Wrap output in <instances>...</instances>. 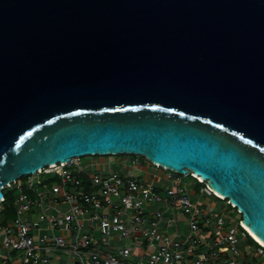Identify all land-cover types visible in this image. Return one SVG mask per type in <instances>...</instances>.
Instances as JSON below:
<instances>
[{
  "label": "water",
  "instance_id": "1",
  "mask_svg": "<svg viewBox=\"0 0 264 264\" xmlns=\"http://www.w3.org/2000/svg\"><path fill=\"white\" fill-rule=\"evenodd\" d=\"M122 155L191 172L264 243V0H0V201Z\"/></svg>",
  "mask_w": 264,
  "mask_h": 264
},
{
  "label": "built area",
  "instance_id": "2",
  "mask_svg": "<svg viewBox=\"0 0 264 264\" xmlns=\"http://www.w3.org/2000/svg\"><path fill=\"white\" fill-rule=\"evenodd\" d=\"M79 161L45 168L29 176L27 182L19 179L4 188L19 192L14 202L15 218L11 221L1 220L5 196L0 201V264H62L54 262V251H69L81 264H86L87 259L92 264H233L235 259L247 260L242 257L241 239H252L257 243V257L264 256V245L249 232L242 219L234 221L222 214L215 215L207 211V206L202 211L192 200L182 175L163 168L169 186L162 193L154 185H143L135 176L124 177L115 172L93 174L91 188L87 189L72 170ZM188 176L204 185L203 197L220 198L241 215L236 206L199 177L191 172L185 177ZM47 177L60 179V183H50ZM49 197L63 201L69 206L68 211L57 210L58 215H48ZM177 208L187 217L189 234L184 240L179 237L178 220L168 211ZM29 215H37V221H26ZM83 218L96 224L102 235L132 240V246L122 247L114 254L100 253L93 244V236L83 233L80 226L70 250L63 236H35L42 224L51 230L71 233L72 225Z\"/></svg>",
  "mask_w": 264,
  "mask_h": 264
},
{
  "label": "crops",
  "instance_id": "3",
  "mask_svg": "<svg viewBox=\"0 0 264 264\" xmlns=\"http://www.w3.org/2000/svg\"><path fill=\"white\" fill-rule=\"evenodd\" d=\"M136 161L137 165H133V162ZM146 162L145 159H140L138 157H129L128 155H124V156H115L114 159H104L103 157H92L91 159H86V160H82L80 159L79 163L77 166H74L72 168L73 172L75 173L76 177L83 183V185L85 186V188L90 189V177L95 174V173H102V174H109L111 172H115V173H119L124 177H131L134 176V171L138 170V171H142L147 175H152L150 176V178H148L147 180H143L141 177L138 178L141 183L143 185H154L156 186L158 192H163L165 190L166 187H168V182L166 181V173L164 172L163 174L160 175V178L158 180L157 176L159 175L158 171H155L154 169L149 168V166L144 165L143 163ZM151 164V163H150ZM132 165V166H131ZM130 166V168L128 167ZM121 169V170H120ZM123 171H125L124 173H122ZM157 179V180H156ZM26 182V181H23ZM186 186L188 187V184L185 183ZM71 192H74V189L71 188ZM193 193V191L191 192ZM46 213L48 215H58L59 211H62L63 213H66L69 209V206L64 204L63 201H61L60 199H58L57 201L54 200L53 198L49 197L46 200ZM14 207V206H13ZM204 207H206V203L204 204ZM5 211V210H4ZM169 211V215L170 216H174L178 222H179V227H178V233H179V237L184 240L187 238V235L189 234V229H188V224L186 223L187 221V217L180 213L179 208H177L176 210H168ZM214 212V211H213ZM215 214V213H214ZM221 214V213H219ZM184 215L185 219H182L181 216ZM217 215V214H215ZM15 218V212H13V217L10 218V220L6 219L3 217V214L1 216V220L3 222H8L11 221L12 219ZM36 218V220H35ZM38 216L37 215H29L27 216L26 221H32L35 222L37 221ZM80 226L82 227V232L86 233V234H90L93 235L94 232H100L97 227L96 224H92L91 222H88L85 220V218L81 219L77 224H73L72 225V231L71 233H66L65 230L62 229H57L62 231L65 236L66 239L68 240V244L69 247L68 249H71V246L73 245L74 242V238L75 235L77 234V227ZM182 229V231H181ZM56 230H51L49 228V226L47 224H42L40 225L39 230L37 231L36 229V234L35 236L41 237L44 235H56ZM58 236V235H56ZM94 238V237H93ZM124 239L123 240H119L117 236H104L102 235V233H100V237L99 239L93 241V244L95 246V248L100 252V253H118L119 250H121L122 247H131L130 246H124ZM245 244H250L252 245L251 242L249 241H243V246H245ZM144 245V241L141 244V246ZM254 245V244H253ZM251 247H254V246ZM138 252V251H137ZM243 256L247 257V254L244 253V251L242 250ZM63 255L68 256L72 255L71 252H67V253H60L59 251H54L52 253V257L55 263H62V264H75V262H77L76 257H74L68 260H64L63 259ZM250 257H247L246 261H243L241 258L240 259H235V262L233 264H242L244 262V264H252L249 262ZM86 264H92L91 261L89 259L86 260ZM214 264H232V263H224V262H220V263H216L214 262Z\"/></svg>",
  "mask_w": 264,
  "mask_h": 264
},
{
  "label": "rangeland",
  "instance_id": "4",
  "mask_svg": "<svg viewBox=\"0 0 264 264\" xmlns=\"http://www.w3.org/2000/svg\"><path fill=\"white\" fill-rule=\"evenodd\" d=\"M122 156H124V155H122ZM96 157H99V156H96ZM129 157H137V156L131 155ZM91 158L92 157H84V158H81V159L82 160H86V159H91ZM103 158L104 159H111V158L114 159L115 156H106V157H103ZM138 158L143 159V157H139V156H138ZM145 161L146 162L143 163L144 165L149 166V168L154 169L155 171H158L159 175L157 176V178L159 180L160 175L164 173L163 170L161 168L153 166L147 160H145ZM128 167L130 168V166H128ZM124 172L125 171H123L122 173H124ZM133 174H134L135 177H138V178L141 177L143 180H147L148 178H150V176H152V175H147L144 172H142V171L140 172L138 170H135ZM178 176H180V175H178ZM183 178H184V181L188 184V187L190 188V191L191 192L193 191V193L191 194L192 200L196 204L199 205V208L202 211H205L204 204L206 203L208 212H210V211L213 212L214 211L215 214L221 213L223 216L228 217V218H230V220H234V221H237V220L242 218L241 215L237 214L236 211L232 210L229 206H227L226 202H218L213 197H210V198L203 197L202 196L203 185L202 186L201 185H197V183L194 180H192L189 176L188 177L183 176ZM24 179L26 180L27 178L25 177ZM47 181L50 182V183H60V179H52L51 177H47ZM179 212L182 213L181 211H179ZM181 218L185 219L184 215H182ZM35 220H36V218H35ZM181 231H182V229H181ZM55 232H56V235L63 236V237L66 238L65 234L62 231L56 229ZM92 236L95 238V240H97L100 237V232H94ZM243 241L244 240L241 239V242H240V245H239L240 249L243 250L245 254H247V257H250V260L253 261L252 264H264V256L263 257H259V258L257 257V251H256L257 248L253 244L252 245L254 247H251L252 245H250V244L249 245L245 244V246H243L242 245ZM123 245L124 246L132 245V240H124ZM72 255H69L70 258H68V256L63 255V259L64 260L71 259L74 256V255L73 256Z\"/></svg>",
  "mask_w": 264,
  "mask_h": 264
},
{
  "label": "trees",
  "instance_id": "5",
  "mask_svg": "<svg viewBox=\"0 0 264 264\" xmlns=\"http://www.w3.org/2000/svg\"><path fill=\"white\" fill-rule=\"evenodd\" d=\"M144 159V158H143ZM192 180H194L191 176H189ZM27 179L25 180L24 178L21 179V181H28L29 177H26ZM197 185H203L198 183L196 180H194ZM204 187V185H203ZM18 190L17 189H12V190H5L4 191V195H5V203H4V207H5V211L2 213L3 217L5 218L4 220H10V218L13 217V212H14V202L18 196ZM218 202H221L219 199L215 198ZM229 207L231 208V206L229 205ZM232 209V208H231ZM2 216V215H1ZM242 219V218H241ZM249 241L254 244L255 246H257V243H255L252 239H249Z\"/></svg>",
  "mask_w": 264,
  "mask_h": 264
},
{
  "label": "bare ground",
  "instance_id": "6",
  "mask_svg": "<svg viewBox=\"0 0 264 264\" xmlns=\"http://www.w3.org/2000/svg\"><path fill=\"white\" fill-rule=\"evenodd\" d=\"M247 228V227H246ZM248 229V228H247ZM249 230V229H248ZM249 232L261 243V244H263L264 245V243L258 238V237H256L250 230H249Z\"/></svg>",
  "mask_w": 264,
  "mask_h": 264
},
{
  "label": "clouds",
  "instance_id": "7",
  "mask_svg": "<svg viewBox=\"0 0 264 264\" xmlns=\"http://www.w3.org/2000/svg\"><path fill=\"white\" fill-rule=\"evenodd\" d=\"M197 180V179H196ZM198 181V180H197ZM199 182V181H198ZM217 199H219L220 200V198H217Z\"/></svg>",
  "mask_w": 264,
  "mask_h": 264
}]
</instances>
